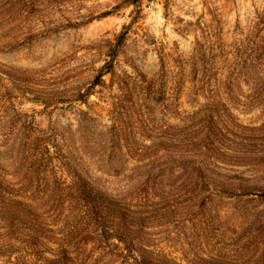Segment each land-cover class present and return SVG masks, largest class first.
<instances>
[{
    "label": "rangeland",
    "instance_id": "1",
    "mask_svg": "<svg viewBox=\"0 0 264 264\" xmlns=\"http://www.w3.org/2000/svg\"><path fill=\"white\" fill-rule=\"evenodd\" d=\"M263 7L264 0H0V182H18L35 169L36 152L56 148L51 163L71 164L67 180L84 178L144 216L136 238L153 254L137 247L124 256L264 264V201L208 199L218 182L264 185V107L243 97L244 84L215 105L198 80L217 44L234 49ZM211 120L220 151L209 158L207 191L185 169L206 141L183 156L168 145L142 149L168 142L184 124L187 138L202 136L199 121ZM48 175L46 190L60 180ZM98 244L90 241L86 253L100 252Z\"/></svg>",
    "mask_w": 264,
    "mask_h": 264
},
{
    "label": "trees",
    "instance_id": "2",
    "mask_svg": "<svg viewBox=\"0 0 264 264\" xmlns=\"http://www.w3.org/2000/svg\"><path fill=\"white\" fill-rule=\"evenodd\" d=\"M216 47L219 50L212 52L208 58L213 66L203 68L202 74L206 78L198 79L211 94L212 102L224 105L222 95L226 93L227 96L234 97V91L243 93L244 84L248 93L243 97L264 107V7L256 11L249 28L237 40L234 49H224L222 42ZM183 68L181 67L182 71ZM177 75L175 83L179 84L185 75V69ZM214 111L218 116L219 110L214 108ZM193 114H197V111L191 116ZM209 114L213 119L212 113ZM215 127L213 120L199 121L197 128L204 129V132L202 136L197 134L190 139L185 134L188 124H184L174 128L177 129L176 133L170 134L168 142L167 139H161L142 149L168 145L170 153L183 156L184 147L195 144L200 139L206 141L207 144L193 152L199 159H191V163H185V169L189 173L186 178H189L190 183L199 187V190L201 188V191H207V182L211 178L205 171L211 166L212 153L220 151L215 146L218 142L212 138L216 136L213 134ZM53 150L55 151L45 145L36 152L33 161L35 169L32 166L27 168L18 182H0V264H181L165 256H124L140 249L153 254L139 245L136 238L144 216L137 215L125 202L97 191L80 176L72 182L67 180L72 172L71 164L60 161L58 164L51 163L59 151L56 148ZM254 155L259 153L255 152ZM261 159L264 163V153ZM49 170L59 173L60 180L53 188L46 190L50 179ZM13 175L16 176L17 173ZM247 183L218 182L208 199L215 197L247 201L255 203L256 207L264 201V185L257 188L256 183ZM16 184L19 187H15ZM36 200L39 201L34 203ZM245 210L249 212L251 207ZM258 222L262 224L264 216H259ZM90 241L99 242L100 252L86 253ZM257 244L264 245V242L259 240ZM260 252L259 262L264 246ZM107 254L110 257L102 261L100 257Z\"/></svg>",
    "mask_w": 264,
    "mask_h": 264
}]
</instances>
